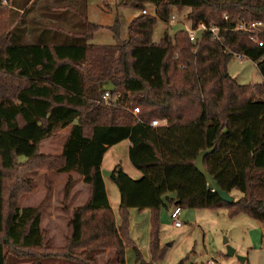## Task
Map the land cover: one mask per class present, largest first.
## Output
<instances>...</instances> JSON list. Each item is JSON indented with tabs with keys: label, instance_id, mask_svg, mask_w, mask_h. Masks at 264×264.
Returning <instances> with one entry per match:
<instances>
[{
	"label": "trees",
	"instance_id": "1",
	"mask_svg": "<svg viewBox=\"0 0 264 264\" xmlns=\"http://www.w3.org/2000/svg\"><path fill=\"white\" fill-rule=\"evenodd\" d=\"M11 1L14 10L26 3ZM60 1L42 8L43 16H34L27 26L22 19L7 29V20L0 19V264L7 257L31 259V264L46 258L94 264L89 254L105 250L115 254V264L125 263L126 250L134 264H145L129 236V210L150 213L149 264L162 254L157 232L166 206L220 209L228 219L245 215L264 222V32L257 47L246 33L231 30L241 21L264 25V0H121L122 7L138 12L152 5L153 15L134 17L125 40L113 45L89 42L104 27L87 22L84 1L63 7ZM73 8H81L79 32L62 29L51 15ZM183 10L188 29L212 24L220 42L201 33L193 45L184 24L152 42L154 23L167 25L172 11ZM117 23L105 27L115 40ZM61 34L71 35V41L55 42ZM234 55L255 63L260 83L239 85L228 76L226 63ZM104 83L113 86L105 101ZM132 108L138 110L135 116ZM152 120L165 124L150 127ZM65 128L59 156H39L38 146ZM123 140L129 142L128 162L141 176L132 180L119 166L110 170L118 195L115 217L100 163L106 149ZM207 149L212 150L202 167L233 198L231 204L209 192L193 167L198 152ZM36 170L75 173L87 188L85 202L68 214L61 248L46 246L39 206H16L17 197L30 192L19 176ZM70 187L68 177L63 195Z\"/></svg>",
	"mask_w": 264,
	"mask_h": 264
},
{
	"label": "rangeland",
	"instance_id": "2",
	"mask_svg": "<svg viewBox=\"0 0 264 264\" xmlns=\"http://www.w3.org/2000/svg\"><path fill=\"white\" fill-rule=\"evenodd\" d=\"M16 4H23L22 9L14 10L11 0H0V19L7 20L4 28L10 29L20 21H28L34 16L41 17L44 14L42 8L55 6V0H14ZM73 0H70V2ZM76 1V0H74ZM85 3V16L89 23L104 28L97 29L90 38L93 45H113L126 38L128 23L139 15L138 11L122 7L121 0H77ZM58 5V4H57ZM81 5V4H80ZM147 14L153 15V6L146 5ZM81 8L71 10H55L51 13L57 17V24L66 30L79 32L82 28V20L79 17ZM185 10L181 12L172 11L174 24L167 27L166 24L156 21L152 28L151 40L158 43L163 32L173 33L180 28H187L184 22ZM4 17V18H3ZM62 18L65 21H61ZM117 20L118 39L112 37L111 31L107 28ZM62 22H64L62 24ZM185 26V27H184ZM25 40H29L25 36ZM57 43L71 41V35L61 34L53 38ZM226 73L239 85H254L261 82V78L252 63L241 57L233 56L226 63ZM68 128L58 130L54 135L43 141L38 146V155L46 158L59 156L61 146L65 140ZM106 155L101 164L102 174L107 186V195L110 200L117 196L116 188L108 179L106 170L109 168ZM121 161L122 158L118 157ZM24 159L18 158L21 162ZM110 172V171H109ZM71 179V187L67 195H63L64 185L67 178ZM20 180L28 182L30 192L21 194L16 199V206L40 207V229L44 234V242L50 249L61 248L65 242V225L68 221L70 211L80 206L84 201V188L79 183L75 173L58 174L51 170H36L25 172L19 176ZM130 178V177H129ZM131 179V178H130ZM137 180V179H132ZM234 198L238 193L232 191ZM118 199V198H117ZM135 214V213H134ZM131 222V220H129ZM129 226V236L138 249L143 263L149 264L148 235L139 224L137 217L132 218ZM179 222L180 228L174 229L170 226L168 217L158 220L157 241L158 248L162 250L160 259L152 264H204L211 259L213 264H241L236 257L247 259L248 264H264V222H256L245 215H238L228 219L224 210H193L181 209ZM225 240V243H224ZM230 247L234 254L231 258L224 257V246ZM78 254V252H75ZM127 255L133 260L132 253L127 250ZM89 256L94 264H115V254L112 251H95ZM82 258V257H79ZM31 259L17 260L7 257L6 264H31ZM128 258V264H133ZM40 264H76L72 261L62 259L46 258L40 260ZM139 264V263H136Z\"/></svg>",
	"mask_w": 264,
	"mask_h": 264
},
{
	"label": "crops",
	"instance_id": "3",
	"mask_svg": "<svg viewBox=\"0 0 264 264\" xmlns=\"http://www.w3.org/2000/svg\"><path fill=\"white\" fill-rule=\"evenodd\" d=\"M49 1H54V0H49ZM59 1V0H58ZM70 0H61L59 5L60 7L64 6L65 3L69 2ZM145 10H147L145 8ZM147 12V11H146ZM138 15V13H137ZM87 20V19H86ZM88 22V21H87ZM90 42V41H89ZM165 124V122L162 120L160 125L159 126H163ZM67 135V134H66ZM128 147H129V142L128 140H123L113 146H110L106 149V151L104 152L103 156H102V160H101V163H100V174H101V177H102V181H103V185H104V190H105V194H106V198H107V202H108V206L112 212V214L116 217V212H117V205H118V195L115 197L112 196V200H110L109 196L107 195V186H106V183H105V180H104V177L105 175L102 174V169H101V164L103 162V158L104 156L106 155V160H107V164H108V169L106 170V175L109 174V171L115 167V166H119L120 169L128 176L130 177L131 179H138L140 178L141 174L139 171L135 170L131 165L130 163L128 162V158H127V151H128ZM118 157H121L122 158V161L118 158ZM78 179H79V183L81 184V186H83L84 188V192H85V195H84V201L83 203L85 202L86 200V197H87V188L85 185L82 184V181H81V178L78 176ZM109 179V177H108ZM114 186V185H113ZM115 188V187H114ZM117 192V191H116ZM168 197H172V195H168ZM82 203V204H83ZM81 204V205H82ZM80 205V206H81ZM28 207H32V206H28ZM79 207V206H77ZM76 208V207H75ZM170 210V206H166V208H162L160 209V212H159V220H162L166 217H168V211ZM135 213V214H134ZM180 216V215H179ZM133 217H137L138 221H139V224L142 225L143 227V230L147 232V235H148V231H149V217H150V213L148 210H143V211H135V210H129L128 212V221L131 220V222L129 221V226H131L130 224L132 222V218ZM69 220V219H68ZM169 220V219H168ZM68 222V221H67ZM67 224V223H66ZM66 226V225H65ZM171 226V225H170ZM181 226V225H180ZM173 228V227H172ZM180 228V227H179ZM174 229H177V228H174ZM133 241V240H132ZM128 258H129V261L132 262L133 260L128 257L127 255V250L125 251L124 253V260H125V263L124 264H128ZM143 261V260H142ZM247 261L246 259V256L245 258H243V262ZM129 262V263H130ZM208 262H212L211 259H208L205 261L204 264H207ZM242 262V263H243ZM241 263V264H242ZM134 264V262H133Z\"/></svg>",
	"mask_w": 264,
	"mask_h": 264
},
{
	"label": "built area",
	"instance_id": "4",
	"mask_svg": "<svg viewBox=\"0 0 264 264\" xmlns=\"http://www.w3.org/2000/svg\"><path fill=\"white\" fill-rule=\"evenodd\" d=\"M141 15H146L147 12L146 10H141L139 12ZM223 19L226 20V16H223ZM174 24V17L172 15L169 16L167 25L171 26ZM187 33V39L188 41L194 45L195 40L197 36L201 33H207L210 36V39L215 40L220 42L221 38L218 36L219 29L212 24L205 25L203 23H198L195 27V29L191 30L188 28L184 29ZM232 31L235 32H243L248 35L249 41L254 44L257 47H261V41L258 39L259 35L264 32V25L263 23L259 21H253V22H238L234 24V26L231 29ZM196 46L193 47L192 49V54H195ZM237 57H241L239 55H234ZM242 58V57H241ZM252 63V62H251ZM252 65L255 67V63H252ZM108 97L107 91H105L102 94V100L105 101ZM137 108H132L130 113L135 116L137 113ZM161 121L158 120H152L149 123L150 127H158L160 125ZM179 215H180V210L178 207H171L170 210L168 211V219L170 221V225L173 228H179L180 227V222H179ZM207 264H213L212 262H208Z\"/></svg>",
	"mask_w": 264,
	"mask_h": 264
},
{
	"label": "water",
	"instance_id": "5",
	"mask_svg": "<svg viewBox=\"0 0 264 264\" xmlns=\"http://www.w3.org/2000/svg\"><path fill=\"white\" fill-rule=\"evenodd\" d=\"M102 90L103 91H108L111 92L113 91V86L109 83H104V85L102 86ZM212 149H207V150H203L198 152V154L196 155L194 161H193V167L194 169L197 171V173L205 180L206 183V189L209 192L215 193L216 196L218 197V199L220 201H222L225 204H231L233 201V198L231 196H229L227 193L221 191L218 186L216 185V183L212 180L211 177H209L206 172L204 171L203 167H202V159L203 157L208 154L209 152H211ZM225 243V240H224ZM224 257L225 258H231L234 254V251L228 247V246H224ZM236 259L242 263L243 262V258L241 257H236Z\"/></svg>",
	"mask_w": 264,
	"mask_h": 264
}]
</instances>
